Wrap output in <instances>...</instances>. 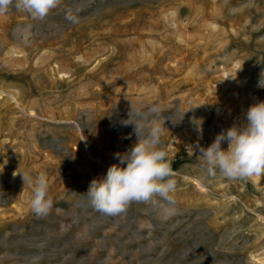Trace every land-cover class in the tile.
I'll return each instance as SVG.
<instances>
[{"label": "rangeland", "instance_id": "374dc122", "mask_svg": "<svg viewBox=\"0 0 264 264\" xmlns=\"http://www.w3.org/2000/svg\"><path fill=\"white\" fill-rule=\"evenodd\" d=\"M261 78L264 0H61L43 20L11 8L0 16V264H264V175L208 176L198 157L264 101ZM151 106L176 212L164 219L154 197L103 214L88 187L137 142L130 109ZM16 172L46 174L47 216Z\"/></svg>", "mask_w": 264, "mask_h": 264}, {"label": "clouds", "instance_id": "9594fccd", "mask_svg": "<svg viewBox=\"0 0 264 264\" xmlns=\"http://www.w3.org/2000/svg\"><path fill=\"white\" fill-rule=\"evenodd\" d=\"M60 4L61 0H0V16L14 7L33 19L43 20ZM79 11L68 9L65 19L71 24L79 23ZM23 31L27 33L29 29ZM258 86L264 88V79L259 80ZM158 117L157 106H151L148 112L137 110L133 113L130 109L129 119L123 124L133 125L137 142L127 152L114 155L119 160L118 165L110 166L105 176L91 181L86 193L95 210L118 216L131 202L147 203L159 197L164 202V219L175 214L171 193L175 192L176 181L172 178L174 170L167 160V152L161 146L164 128ZM245 119L243 126H233L217 134L209 147L198 146L200 167L208 176L219 173L235 180L264 175V101L251 105ZM224 142L228 144L227 150L222 149ZM13 175H20L24 184L32 186V212L37 217L47 216L53 201L48 195L46 174L33 177L26 172H16Z\"/></svg>", "mask_w": 264, "mask_h": 264}]
</instances>
